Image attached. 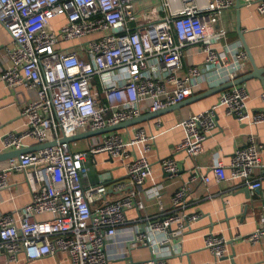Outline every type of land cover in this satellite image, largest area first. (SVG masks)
<instances>
[{
  "label": "built area",
  "instance_id": "obj_1",
  "mask_svg": "<svg viewBox=\"0 0 264 264\" xmlns=\"http://www.w3.org/2000/svg\"><path fill=\"white\" fill-rule=\"evenodd\" d=\"M254 5L264 15V0H239ZM235 0H0V25L11 39L9 65L0 69V82L14 90L24 85L34 89L20 116L24 129L0 137L2 149L22 146L32 138L37 143L100 129L142 114L164 109L209 87L241 75L248 57L241 42L227 41V31L218 26L223 10ZM220 40H223L221 43ZM195 46L203 64L187 65L184 52ZM264 101V92L261 93ZM244 83L221 91L209 109L182 116L178 125L183 137L176 151L194 160L217 126L216 109L241 123L264 122V109L251 110ZM93 138V137H92ZM76 141L30 151L0 162V189L12 172H22L30 200L11 213H0V251L6 260L32 263L63 253L69 264H111L107 245L120 238V257L137 247H146L148 258L133 264H173L187 230L201 213L185 211L191 185L207 183L210 177L194 165L188 179L171 195V209L140 215L144 198L160 203L162 183L144 187L151 179L147 158L155 135L140 124L110 131L87 142ZM1 152V150H0ZM263 145L254 133L235 147L227 165L216 158L210 166L215 181L243 179L250 190L261 187ZM104 155L99 162L98 155ZM94 167L122 162L130 185L113 182L106 198L103 183L84 186L81 171L86 161ZM168 178L177 177L180 164L171 156L159 159ZM137 216L128 219L125 212ZM45 215V217H43ZM128 234L129 236H124ZM236 239L256 243L264 239V214L255 229ZM117 243V244H118ZM203 246L213 261L227 258L228 239L212 231L203 236Z\"/></svg>",
  "mask_w": 264,
  "mask_h": 264
},
{
  "label": "crops",
  "instance_id": "obj_2",
  "mask_svg": "<svg viewBox=\"0 0 264 264\" xmlns=\"http://www.w3.org/2000/svg\"><path fill=\"white\" fill-rule=\"evenodd\" d=\"M238 18L242 36L255 65L264 67V15L259 14L254 5L242 4L239 9L233 5L223 10L219 16L218 26L227 31V41L229 42L239 40L236 25ZM220 42L222 43L223 40ZM10 46L11 39L0 25V69L9 65L7 48ZM203 59V53L199 52L195 46L188 47L184 52V63L187 65H201ZM250 70L251 64L248 61L244 72ZM244 85L248 93V107L251 110L264 109V101L260 96L264 92V81L258 78H250L244 82ZM34 98L35 91L32 88L21 85L10 91L0 82V137L7 132H18L24 129V120L20 116V109L26 101ZM217 99L218 93L179 110L166 112L157 118L140 123L148 133L155 135L153 148L146 153L152 166V176L144 187L153 183H162L163 188L159 194L160 203L154 197H145V207L139 214L154 215L161 211L170 210L173 191L188 179L194 165H199L200 172L206 173L210 180L207 183L197 182L191 185L185 211L200 212L201 217L187 230L178 253H172L168 257V261L173 264H264V239L252 243L234 238L238 234L247 235L251 233L256 227L259 216L264 214V122L256 125L241 123L234 117L227 115L222 107H218L215 117L217 126L206 139L204 151L201 154L192 160L174 148L184 134L182 127L178 125V120L182 116L209 109L211 105L216 103ZM148 112L147 106L143 105L142 113ZM249 133H254L263 145V152L260 156L262 167L258 169V175L262 177V180L259 192L249 189V194H245L243 188H247V186L243 179L215 181L210 166L216 158L221 159L227 165L235 147L242 145ZM95 138L97 136L86 138L85 141L87 143ZM79 143L80 140H77L76 144L79 145ZM37 144L34 139L25 138L22 140L21 148L28 149ZM167 156L173 157L180 164L179 173L173 179L167 177L159 164V159ZM98 157L103 159L104 155L101 154ZM106 171L110 172L112 180H122L125 189L130 188L122 162L117 161L112 164L108 162L97 167V172ZM105 185L109 186V184ZM120 194L122 192L112 191L108 193L107 191L106 198L114 199ZM29 200L30 192L23 173L12 172L9 175L8 185L0 189V213L14 212ZM125 214L128 219L137 216L134 209L127 210ZM210 231L221 234L228 239L225 255L228 257L220 259L218 262L213 261L211 252L203 246V236ZM119 240L120 238L117 237L114 242L107 245L108 254H115L116 250L123 247L122 243H118ZM148 256V249L140 246L132 249L129 254L113 258L115 260L111 264H130L144 260ZM0 264H69V261L65 254L58 252L53 256H46L32 263H26L23 259L17 263H11L0 251Z\"/></svg>",
  "mask_w": 264,
  "mask_h": 264
},
{
  "label": "water",
  "instance_id": "obj_3",
  "mask_svg": "<svg viewBox=\"0 0 264 264\" xmlns=\"http://www.w3.org/2000/svg\"><path fill=\"white\" fill-rule=\"evenodd\" d=\"M234 5H235V8L239 9L242 4L240 3L239 0H235ZM236 25H237L238 35H239V41L241 42L244 50L246 51L247 56H248V60L251 64V70L249 72H243L241 75H239L238 77H236L235 79H233L231 81H225V82H222L218 85H214L212 87H209L208 89H206L200 93L194 94V95L180 101L179 103H176V104L171 105L169 107H166L164 109L140 114L137 117L131 118L129 120L120 122V123L112 125V126H106V127H103L100 129H95V130H88V131H85L83 133H77V134L69 136V137L62 136L61 138H59L57 140L54 139L51 141L38 143L35 147L28 148V149L27 148H19V149H13V150L0 152V162L7 160L9 158L18 157L19 155L26 153V152L35 151V150H38V149H41L44 147H49L51 145H55L58 142L59 143L64 142V141L72 142V141L79 140V139L96 137V136L103 134V133H107V132L115 131V130H121V129H125L128 127L138 125L144 121H148L150 119L157 118L166 112L179 110V109H181L187 105H190V104H192L196 101H199L205 97L219 93V92H221L225 89H228L234 85L244 83L247 80H249L250 78H258L259 80L264 81V79H263L264 78V67H257L255 65L254 60L252 58V55H251V53H250V51H249V49H248V47L244 41V38L242 36L239 18L237 19ZM85 165H86V171L85 172L81 171V181H82L84 186L88 185V183H90V184L103 183V184H107V185L109 184V186L107 187L108 193L113 191V189H112V187H113L112 181L113 180L111 178L110 172L98 173L97 169L90 162V157H88ZM243 191L245 192V194H249L248 188L244 187ZM253 191L259 192V189H255ZM130 264H133V263H130Z\"/></svg>",
  "mask_w": 264,
  "mask_h": 264
},
{
  "label": "rangeland",
  "instance_id": "obj_4",
  "mask_svg": "<svg viewBox=\"0 0 264 264\" xmlns=\"http://www.w3.org/2000/svg\"><path fill=\"white\" fill-rule=\"evenodd\" d=\"M80 140V143H79V145H77L76 146V148H79V149H85L86 148V146H87V143H86V138L85 139H79ZM84 145V146H83ZM99 162H102V160L100 159V160H98ZM115 257H120L119 255H115V254H113V253H110L109 254V258H115Z\"/></svg>",
  "mask_w": 264,
  "mask_h": 264
},
{
  "label": "bare ground",
  "instance_id": "obj_5",
  "mask_svg": "<svg viewBox=\"0 0 264 264\" xmlns=\"http://www.w3.org/2000/svg\"><path fill=\"white\" fill-rule=\"evenodd\" d=\"M248 57V56H247ZM249 61V60H248ZM220 93V92H219ZM219 93H218V95H219ZM143 114V113H142ZM3 151H8V150H4V149H1V152H3ZM10 159V158H9ZM106 172H109V171H106ZM98 173H101V172H98ZM112 178V177H111ZM114 182V180L112 181V183Z\"/></svg>",
  "mask_w": 264,
  "mask_h": 264
}]
</instances>
